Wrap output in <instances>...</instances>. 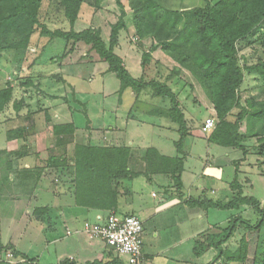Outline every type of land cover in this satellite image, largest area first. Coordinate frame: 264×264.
<instances>
[{
    "label": "rangeland",
    "instance_id": "obj_1",
    "mask_svg": "<svg viewBox=\"0 0 264 264\" xmlns=\"http://www.w3.org/2000/svg\"><path fill=\"white\" fill-rule=\"evenodd\" d=\"M210 1L216 2L217 0ZM164 4L171 9H182L203 6L205 1L165 0ZM46 7V23L52 30H71V25L59 4V0H52L49 6L46 4L45 11ZM128 13L131 15L129 9ZM118 17L119 6L115 0H103L100 9H95L86 3L82 6L79 21L76 22L74 29L76 31L89 27L99 29L102 39L106 44H109L111 27L118 21ZM263 34L264 25L255 29L249 37L239 41L240 53L247 58L248 64L255 63L262 56L261 37ZM150 44L149 40H145L144 45L139 43L138 37L133 31L132 22L128 18V29L120 32L119 41L114 51L122 57L124 66L133 77L140 78L146 72L150 78H157L176 93L189 131L183 147L186 153L184 156L187 169L185 175L186 189L183 190L184 194L182 195L172 188V191H168L169 195L166 196L167 190H165L164 185H161V177H156L152 170L151 172L146 171V173L139 174L129 181L130 190H133L132 194L136 196L134 200L140 199L141 190H153L157 193V198H154L157 204L161 197H167L171 202L178 201L181 196L189 199L190 196L187 191L189 186L194 184V188L191 186L193 190L199 189L198 186L200 185L205 188L217 189L216 194L210 192V195L227 202L233 197V194H226L225 189L228 188L229 191L230 183L236 178V169L238 168L237 176L243 185L244 195L255 197L263 206L264 155H260L258 152L263 142L256 138L249 139L246 144L250 153L244 157L238 149L210 143L207 137L212 130L205 132L203 126L207 118L216 119V116L206 93L191 74L182 69L176 73L175 70L178 66L160 49L151 53V58L144 70L142 68L143 53L148 50ZM65 45L64 39L57 38L48 43V38L37 33L29 48L25 50L9 49L0 53V89L5 88L9 83L14 86L11 101L0 112V242L5 245L9 244V235H11L9 227V150L6 148L9 147V140L16 138L15 133L22 139L26 137L29 143L32 141L30 144L34 148L36 145H43V149L47 147L45 156H48L49 152L52 153V149L48 148H50V144L54 143L53 126L59 124L57 122L69 121L66 123H73L76 126V136L74 135L72 141L74 146L77 143L110 146L117 133L115 132L113 135L110 133L108 126L113 124L115 129L123 131L121 136L125 146L130 147V145H126L129 142L136 147L138 145H145L147 149L154 147L161 155H178L176 141L181 137L178 124L169 117L158 116L154 113V110L160 108L167 111L170 107L169 99L155 96L152 89H145L138 94L131 88L121 90L120 80L114 73L107 71V62L84 43L75 44V49L71 51L70 55L60 59L66 50ZM72 45L71 42L68 47H73ZM253 74L247 73L242 87L241 103L244 105H246L248 98L258 99L261 96L257 80ZM29 79L32 81L31 84H28ZM18 104L21 105L20 110L15 108ZM46 111L50 115L49 121L46 119ZM33 122L34 127L31 125ZM39 123L42 125L40 129L37 127ZM22 128H24V135L19 134V130ZM128 133H130V137L127 136ZM16 150L19 153L22 152L24 144L19 143ZM27 150L30 151L31 149L27 148ZM148 154L147 150L143 151L144 158ZM71 157L73 161V153ZM48 158L45 160L46 164ZM201 173H205L206 177L199 182ZM152 177L155 178L154 180L159 179L153 181ZM122 182L128 184L126 180ZM121 191L125 193V190ZM203 191L206 194L208 192V190ZM203 191L199 190L200 194ZM41 192L45 197L41 203L50 204V200L53 199L52 201H54L56 197L54 190H42ZM196 192L197 194H194L193 198L198 200L199 192L198 190ZM121 195L127 198L128 194ZM184 206L189 207L188 210L192 216L189 219L181 217L180 222L183 225L188 222L185 228L181 227L183 229L182 236H180L182 243H179L174 249L171 248L169 252L171 257L169 255L157 256L153 260V264H208L215 256L216 250L210 248L204 253L198 254L195 250L197 238L191 237L193 234L197 231L199 233L201 230L204 232L221 231L230 224L232 219L239 216L252 223L261 219V214L248 205H242L239 209L203 208L188 203ZM178 208L179 205L175 206L172 213L169 214L175 221L178 219H175L174 214L180 215ZM120 214H123L122 211ZM198 215H202L203 219L201 220L202 224L197 226L192 221L195 217L198 219ZM138 216L142 220L143 215L138 213ZM210 224L212 227L208 230ZM241 224L238 223L236 233L226 243L227 248L233 249L236 245L238 246L240 238L246 233V228ZM147 233L145 228L143 236L145 237ZM174 233L176 234V230ZM260 235L264 238V227ZM42 236L35 243L23 239L22 248L30 256H37L41 263H58L59 252L63 246L60 248L56 244L54 245V242H48L53 236L48 239L45 236V239L41 240ZM256 236V233L250 236L251 259ZM198 237L202 240L201 233ZM174 238V236L171 237L170 241H174ZM165 245L161 243L160 247ZM107 252L111 256L110 260L117 258L114 250L109 248ZM2 253L0 259L7 260L12 264L24 261L22 258L13 257L11 249ZM177 254L180 258L175 257ZM94 262L96 261L91 263ZM213 264L235 263L222 258Z\"/></svg>",
    "mask_w": 264,
    "mask_h": 264
},
{
    "label": "trees",
    "instance_id": "obj_2",
    "mask_svg": "<svg viewBox=\"0 0 264 264\" xmlns=\"http://www.w3.org/2000/svg\"><path fill=\"white\" fill-rule=\"evenodd\" d=\"M51 1L0 0V53L9 49L29 48L37 33L48 38V43L57 38L65 40L66 50L60 59L70 55L75 49V44L84 43L107 62V71L114 73L120 80L121 90L131 88L138 94L145 89H152L155 96L169 99L170 107L167 111L160 108L154 110V113L169 117L178 124L181 133L180 139L176 141L178 155L165 156L156 148H148L149 157L145 158L148 172L152 170L154 173L169 174L172 180L171 187L181 194L186 154L183 147L189 131L176 93L157 78H150L146 72L140 78L133 77L124 66L122 57L115 53L120 32L128 29V18L132 22L139 43L144 45L145 40L151 43L148 50L143 53L144 70L151 53L160 49L176 63L178 66L176 73L181 69L185 70L206 93L216 116L215 127L207 140L223 147L238 149L244 157L250 153L246 142L256 138L263 142L258 152L264 155V34L261 37L263 54L255 63L248 64L247 58L241 55L238 47L240 40L249 37L255 29L264 25V0H217L216 2L204 0L203 6L182 9L166 7L165 0H115L119 6V17L111 27L109 44L102 39L99 29L92 27L81 31L74 29L76 22L79 21L82 6L88 3L95 9H100L103 0H59L71 25L69 31L52 30L47 25L45 5L49 6ZM71 42L73 47H68ZM247 73H254L253 77L257 80L261 96L258 99L248 98L244 105L241 103V91ZM31 83L29 79L28 84ZM13 92L14 86L10 83L0 89V112L11 101ZM15 108L20 110L21 105L18 104ZM45 115L49 121V112L46 111ZM23 131L24 128L19 130V134L24 135ZM53 132L55 153L48 158L47 166L65 167L69 173H72V184L76 190L78 204L121 215L119 209L121 190L128 193L129 181L139 175L129 166L130 147L77 143L72 152L73 164L70 165L69 161L72 157L67 154L66 146L74 140L76 126L73 123L56 124L53 126ZM15 137L21 138L16 133ZM237 171L238 168L236 178L230 183L233 197L227 202L223 199L214 201L205 198L198 200L191 198L187 201L192 206L203 208L239 209L242 205H248L261 214V219L255 223L239 216L232 219L221 231L203 232L202 240L199 238L196 240L195 250L198 254L210 248L216 250L215 256L208 264H213L222 258L235 264H264V238L260 235L264 227V204L261 206L260 201L255 197L244 195ZM123 180L128 181V184H124ZM239 222L246 228V233L240 238L238 246L233 249L227 248L225 245L236 233ZM255 233L257 236L251 259L250 236ZM7 249L12 250L13 257L24 259L23 262L15 264H42L37 259L21 254L9 244L0 242V254ZM143 257L145 259V256ZM0 264L12 263L0 259ZM59 264H75V262L67 260ZM88 264L130 263L117 255V258L108 262L96 261Z\"/></svg>",
    "mask_w": 264,
    "mask_h": 264
},
{
    "label": "crops",
    "instance_id": "obj_3",
    "mask_svg": "<svg viewBox=\"0 0 264 264\" xmlns=\"http://www.w3.org/2000/svg\"><path fill=\"white\" fill-rule=\"evenodd\" d=\"M66 122L57 123L64 124ZM31 125L34 127V122ZM37 127L40 129L42 125L39 123ZM108 128L112 135L117 132L114 136L115 140L113 139L112 142L117 146H125L121 136L123 131L115 129L113 124H109ZM127 136L130 137V133H128ZM28 141L27 139L20 138H13L10 139L9 142L7 141L9 143V147L7 146L6 149L9 150V227L11 230V235H9V246L16 249L21 254L39 261L37 256H30L28 252L22 248L21 243L23 239L30 241V243H35V241L38 242L43 234L41 240L45 239V236L47 239L53 236L48 242L52 241L54 245L56 244L60 248L63 246L59 252V261L56 264L67 260L75 262V264H88L93 261H110L111 256L107 252L109 248L106 246L105 242L101 239L90 237L83 230L85 222L103 221L109 212L99 208L78 204L76 201V190L73 186L74 184H72V173H69L65 167L52 168L47 166L45 160L50 157L51 154L53 155L55 153L53 148L54 143L50 144V148H48L50 150L52 149V153L49 152V155L45 156L47 147L43 149V145H36L34 148L30 144L32 141L30 143ZM19 143L24 144V150L20 153L16 150ZM113 143L111 145H114ZM126 145H130L131 148L129 157L130 168L134 169L139 174L146 173L147 164L143 156V151L147 150V146L138 145V147H136V145L134 146L129 142L128 144L126 143ZM27 148L31 150L29 151ZM73 148L74 144H72V142L67 145V154L70 157ZM13 156L14 159H12ZM71 161L72 160L69 161L70 165L73 164ZM186 171L187 169L184 162V170L182 173L183 190L186 189ZM154 175L156 177H161V185H164L166 188V196H168V191H172V180L170 175L162 173H154ZM205 177L206 174L201 173L198 179L199 182L203 180V178L205 179ZM151 179H153V181H158L159 178L154 180L155 178L152 177ZM191 186L193 188L195 187L194 184L189 186V192L187 191L190 196L189 199L193 198L194 194H197V192L195 193L196 190H198V192L199 190H208L207 194L204 193V191L201 192V194L199 192L198 199L205 198L214 201L220 199L218 197L213 198L210 195V192L212 194L217 193V189L215 188H205L203 185H200L198 186L199 189L196 188L193 190ZM42 190H54L56 195L54 201H52L53 199L50 200V204H45V202L41 203L45 198L44 194L41 192ZM225 190L226 194L232 193L231 188L229 191L228 188ZM132 192L133 190H129L127 198L122 195L119 197V209L123 214L133 213L138 216V213H140L143 215L142 222L144 229L146 228L148 233L147 235L145 234V237L143 236V253L145 259L141 264H153V260L157 256H168L171 248L174 249L179 243H182L180 236H182L183 229H181V227L185 228L188 222L183 225V223L180 222L181 217H187V219H189V217L192 216L188 210L189 207L184 206L189 199H185L184 196H181L178 201L171 202L167 197H161L157 204L154 198H157L158 195L153 190H141L142 194L139 200H134L136 196L133 195ZM122 194L125 193L122 192ZM181 194L183 195L184 192L182 191ZM178 205L180 215L174 214L175 219H178L175 221L169 214L172 213V209ZM138 217L140 218V216ZM202 219L203 216L198 215V219L195 217L192 222L198 226L202 224ZM211 227L212 225L210 224L208 230H210ZM175 230L176 234L174 233ZM203 232L204 230H201V232L199 231V233L197 231V233L193 234L191 237L199 238V234ZM173 236L175 237L174 241H170V238ZM69 238L70 241H68ZM161 243L166 245L160 247ZM169 256L171 257V255ZM175 257L180 258L178 254Z\"/></svg>",
    "mask_w": 264,
    "mask_h": 264
},
{
    "label": "built area",
    "instance_id": "obj_4",
    "mask_svg": "<svg viewBox=\"0 0 264 264\" xmlns=\"http://www.w3.org/2000/svg\"><path fill=\"white\" fill-rule=\"evenodd\" d=\"M215 122L214 118H207L203 131L214 129ZM83 230L90 237L103 240L108 248L130 264H139L144 260V227L142 220L136 215L121 216L111 212L103 221L85 222Z\"/></svg>",
    "mask_w": 264,
    "mask_h": 264
}]
</instances>
